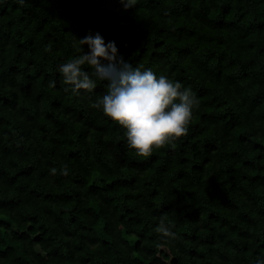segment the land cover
<instances>
[{
	"label": "trees",
	"instance_id": "16d2710c",
	"mask_svg": "<svg viewBox=\"0 0 264 264\" xmlns=\"http://www.w3.org/2000/svg\"><path fill=\"white\" fill-rule=\"evenodd\" d=\"M96 33L192 90L187 135L140 157L63 83ZM262 261L264 0H0V264Z\"/></svg>",
	"mask_w": 264,
	"mask_h": 264
},
{
	"label": "clouds",
	"instance_id": "9594fccd",
	"mask_svg": "<svg viewBox=\"0 0 264 264\" xmlns=\"http://www.w3.org/2000/svg\"><path fill=\"white\" fill-rule=\"evenodd\" d=\"M120 2L125 9L136 5V0ZM76 40L80 55L58 68L63 83L74 92L90 93L97 87L93 76L107 81L105 93L90 106L102 110L104 116L125 129L127 147L136 155L150 157L154 150L187 135L193 109L199 104L190 88L165 75L157 76L151 68L133 67L119 55L115 42L106 43L99 33ZM83 45L88 46L89 52H84ZM85 65L94 70L91 75L84 69ZM50 86L54 87L55 82H50ZM51 172L55 174L56 169ZM61 172L67 175L66 166ZM156 231L169 238L175 235L163 219Z\"/></svg>",
	"mask_w": 264,
	"mask_h": 264
}]
</instances>
